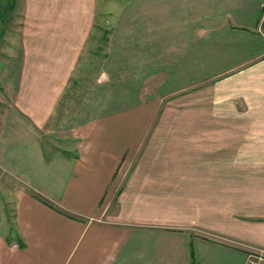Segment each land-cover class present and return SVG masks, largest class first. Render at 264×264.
I'll return each mask as SVG.
<instances>
[{
  "label": "crops",
  "instance_id": "obj_1",
  "mask_svg": "<svg viewBox=\"0 0 264 264\" xmlns=\"http://www.w3.org/2000/svg\"><path fill=\"white\" fill-rule=\"evenodd\" d=\"M20 3L0 53V264H193L192 247L264 264V0ZM92 61L73 138L44 139Z\"/></svg>",
  "mask_w": 264,
  "mask_h": 264
},
{
  "label": "rangeland",
  "instance_id": "obj_2",
  "mask_svg": "<svg viewBox=\"0 0 264 264\" xmlns=\"http://www.w3.org/2000/svg\"><path fill=\"white\" fill-rule=\"evenodd\" d=\"M21 6L22 4L20 3V0H0L1 55H3V53H6V50L8 48L7 45L9 43L8 40H12L11 38H14V36L20 33L21 31V26L24 23V20H22ZM113 25L119 27V20L114 21ZM97 44L99 45V43ZM90 49H95V47L91 45ZM93 64H95L94 61H92V65L80 67L75 70L74 76L68 84L65 94L60 102L56 117L52 121L53 124L51 125L52 127H50L51 132H49V136L47 135L44 139H48L49 141L56 143L55 141H62L63 137L61 136H64L65 139L73 138L71 130L67 131V123L70 122L72 118L79 113L81 106L83 105L84 99L87 97L88 93L91 92L93 84H95L96 79L101 72V68L98 66V64ZM1 70L2 69L0 68V71ZM164 70L165 69L162 67V71ZM158 85V87H160L158 94L161 95L166 92V90H168V88H166V86H169L168 81L165 83V85ZM3 89L4 88L0 86V91H2ZM209 93L210 97H213V95L216 94L215 92L211 93V91ZM171 100L172 98L170 97L164 99V101L168 103H170ZM218 101L217 99L212 98V100H210L209 107L230 106L229 101L226 99L222 98ZM55 124H57V128L53 127ZM59 125H61L62 127H59Z\"/></svg>",
  "mask_w": 264,
  "mask_h": 264
},
{
  "label": "trees",
  "instance_id": "obj_3",
  "mask_svg": "<svg viewBox=\"0 0 264 264\" xmlns=\"http://www.w3.org/2000/svg\"><path fill=\"white\" fill-rule=\"evenodd\" d=\"M191 254H192L193 264H198V260H197V257H196V253H195L194 247H192Z\"/></svg>",
  "mask_w": 264,
  "mask_h": 264
}]
</instances>
